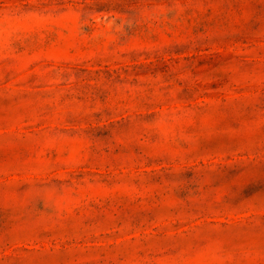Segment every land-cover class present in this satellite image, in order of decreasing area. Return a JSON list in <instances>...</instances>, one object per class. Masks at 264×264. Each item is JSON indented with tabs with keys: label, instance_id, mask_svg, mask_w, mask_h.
Returning a JSON list of instances; mask_svg holds the SVG:
<instances>
[{
	"label": "rangeland",
	"instance_id": "rangeland-1",
	"mask_svg": "<svg viewBox=\"0 0 264 264\" xmlns=\"http://www.w3.org/2000/svg\"><path fill=\"white\" fill-rule=\"evenodd\" d=\"M0 264H264V0H0Z\"/></svg>",
	"mask_w": 264,
	"mask_h": 264
}]
</instances>
